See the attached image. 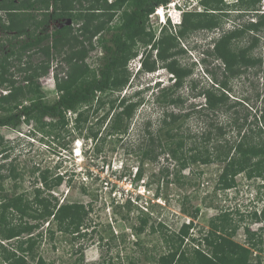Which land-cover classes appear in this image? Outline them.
I'll return each instance as SVG.
<instances>
[{
    "label": "trees",
    "instance_id": "obj_1",
    "mask_svg": "<svg viewBox=\"0 0 264 264\" xmlns=\"http://www.w3.org/2000/svg\"><path fill=\"white\" fill-rule=\"evenodd\" d=\"M168 1L0 0V89L6 91H0V126L16 127L22 121H32L36 125H62L61 127L68 128L67 112L71 111L74 114L72 126L79 131L87 129L86 137L95 139L98 138V132L91 129L88 131L87 127L89 109L95 106L94 110L97 111L106 103L110 110L115 108L114 104L118 101L115 108L117 110L112 112L107 122V135L125 134L134 111L140 104L132 99L136 92L131 95L125 92L121 98L114 99H110L108 94L116 91L120 94L128 85L130 76L127 63L137 55L136 47L141 43L145 45L142 50L143 70L154 71L157 62H161L174 78L172 84L160 88L156 95V101L165 109L159 126L150 135L152 144L158 142L161 153L169 154L178 161L179 171L187 168L190 162H223L218 178L221 189L234 187L235 178L240 172H244L248 178H261L264 185V110H261L254 121L257 130L253 129L251 132L256 136L251 132H244L240 138L230 142L222 139L225 134L223 125L208 121L200 132L201 138L193 139L189 145L186 143L188 139L184 136L183 125L190 113L168 109L179 102L180 97L175 93L191 73V69L182 66L176 57L182 50L177 48L178 40L197 30L222 28L223 17L229 14L226 7H231L234 11L251 8L258 17L256 20L223 30L215 39L210 53L221 61L224 78H215L216 88L206 89L202 93L205 106H201L196 112L199 117L205 116L207 120L211 113L226 112L232 107L227 95L229 80L241 76L248 68L264 61L252 53L258 40L256 34L264 26V12H259L257 7L261 0H236L232 4L224 3V0H201V10L194 8L184 11L178 27L173 28L170 23L163 25L156 36L154 31L147 28L149 14L156 6ZM240 13L242 12L238 14ZM57 17H65L70 21L62 22L61 26L54 25L49 30L50 20ZM115 18L117 22L112 25ZM248 34H252V42L240 48L235 47V41ZM5 43H8V48L3 51ZM98 46L102 54L98 57L97 65L92 68L86 59ZM54 61L57 65L53 78L58 97L47 102L39 79L50 73ZM108 110L102 116V123L108 116ZM45 118H50L49 123H44ZM246 118L247 116L244 122ZM244 122L234 125L238 134L244 128ZM72 126L68 128L69 131ZM5 148L0 135V149ZM150 150L152 147L143 150L142 155L148 157ZM2 169L3 165L0 164V189L1 181L6 176L1 173ZM7 176L13 179L19 176L13 165L8 168ZM142 176L143 167L140 165L132 180L140 181ZM63 177V174H56L55 179L51 180L47 169L40 173L41 183L48 191L60 184ZM52 197L51 193L43 196L39 188L35 189L32 202L22 193L0 197V258L3 262L28 264V257L34 259L37 256V264H46L37 255L38 236L42 233L36 236L32 234L40 223L21 221L14 224L7 214L10 210L18 212L20 218H51L57 223V229L69 231L74 236L80 235L89 208L73 201L58 204L57 199ZM127 202L130 203V200L125 205ZM197 211L198 209L192 212L184 209L192 219L181 224L178 231L168 232L165 225L158 223L160 236L167 250L157 257L152 256L154 264H263L260 252L263 249L264 211L259 215L256 212L251 215V221L262 223L258 231L251 230L248 225L244 227L248 245L234 240L239 223L230 211H222L212 217L207 231L193 237L190 228ZM146 223V219H139L137 231L141 232ZM48 231L53 234L51 228ZM24 233L29 236L24 238ZM13 239L17 240L13 246L4 245L5 241ZM78 251L80 257L72 264H80L83 260L82 249L79 248Z\"/></svg>",
    "mask_w": 264,
    "mask_h": 264
},
{
    "label": "rangeland",
    "instance_id": "obj_2",
    "mask_svg": "<svg viewBox=\"0 0 264 264\" xmlns=\"http://www.w3.org/2000/svg\"><path fill=\"white\" fill-rule=\"evenodd\" d=\"M232 1L236 0H224V3ZM257 7L259 12H264V0L258 2ZM226 8L229 14L223 17L222 28L197 30L178 40L177 48L182 50L176 57L182 66L191 69V73L175 93L180 97L179 102L168 109L190 113L183 125L184 136L188 139L186 143L189 145L193 139L201 138L200 132L208 121L223 125L225 134L222 139L232 142L244 132L257 130L255 118L264 110L263 61L260 65L248 68L241 76L229 80L227 95L232 107L228 111L211 113L207 120L205 116L199 117L196 112L201 106H205L202 93L206 89L216 88L215 78H224L221 61L210 53L212 44L209 46V38L217 37L223 30L231 29L237 24H245L258 18L255 10L251 8L238 12L231 7ZM239 12L242 13L238 14ZM158 21L156 15L151 14L148 18L147 28L154 31L156 36L161 27ZM115 22L117 18L113 20L112 25ZM48 29L52 30L51 24ZM251 36L252 34H248L235 41V47L240 48L251 43ZM256 37L258 40L252 53L264 59V26L257 32ZM144 46L138 43L137 54L141 53ZM3 48V51L7 50L8 43H5ZM101 54L102 50L98 46L87 57V63L94 68ZM137 64L136 58L128 61L130 78L121 93L116 91L108 94L110 99H114L121 98L125 92L127 95L136 92L132 99L140 104L134 111L125 134L107 135V122L112 112L117 110L115 108L118 101L114 104V110H108L106 103L97 111L94 110L95 106L89 109L87 127L88 131L91 129L98 132V138L95 139L86 137L87 129L79 131L72 126L74 114L71 112H67L68 128L72 126L70 131L67 127H61L62 125L42 126L32 121H22L16 127L0 126V135L6 147L5 150L0 149V164L3 165L1 173L6 175L1 181V198L3 195L22 193L32 202L35 189L39 188L43 196H49L51 193L58 204L73 201L83 203L89 208L80 235L76 236L69 231L57 229V223L51 218V221L35 220L27 216L20 218L16 211L10 210V213H7L14 224L21 221L40 223L32 234L36 236L42 233L38 236L37 255L41 256L46 264H72L80 257L79 248L83 254L80 264H154L152 256L157 257L167 250L160 236L158 223L165 225L168 232L178 231L181 224L192 219L184 209L190 212L198 209L190 228L193 237L205 233L211 218L222 211H230L239 223L233 238L244 245H248L245 225L256 231L262 225L261 222L251 221L253 212L259 215L264 211V185L261 178H248L244 172H240L235 178L234 187L221 189L218 186V178L223 162H190L187 168L179 171L178 161L172 159L169 154L161 153L158 142L152 144L150 135L159 126L162 111L165 109L156 101L160 89L152 84L156 72L161 71L158 68L163 65L157 62L154 71L143 70L135 75ZM56 65L54 61L50 73L39 79L47 102H52L58 97L53 80ZM62 67L65 68V65ZM167 74L165 73L170 79L167 81L166 77L164 78L165 86L174 81L169 71ZM0 91L6 92L3 88ZM107 110L108 116L102 123V116ZM49 120L50 118H45L44 123H49ZM243 122L244 128L238 134L234 125ZM252 135L256 136L255 133ZM150 147V158L144 157L142 151ZM77 152L79 154L76 155ZM11 165L19 173L16 179L7 176ZM140 165L143 167V176L140 181H133ZM46 169L49 170L51 180L55 179L56 174L64 175L62 182L53 186L50 191L46 190L40 180L41 171ZM127 200H130V203L125 205ZM141 218L146 219L147 223L144 229L138 232ZM49 228L53 231L52 235L48 231ZM27 236L29 235L23 234L24 238ZM262 237L263 249L260 253L264 264V234ZM15 243L17 240L13 239L5 241L4 245L11 247ZM36 259L37 256L34 259L28 257V264H37ZM0 264L7 263L0 258Z\"/></svg>",
    "mask_w": 264,
    "mask_h": 264
},
{
    "label": "clouds",
    "instance_id": "obj_3",
    "mask_svg": "<svg viewBox=\"0 0 264 264\" xmlns=\"http://www.w3.org/2000/svg\"><path fill=\"white\" fill-rule=\"evenodd\" d=\"M111 1L112 0H109V2H111ZM200 2H201V0H176V1L169 0L165 4H160V5L156 6L151 14L152 15H156L158 17V19H159L158 22H159V24L161 26L168 25V23H170L173 28H176V27H178L181 24V16H182V13L184 11H186L188 9H194V8L197 9V10H201L202 9V5H201ZM235 2L236 1L228 2V4H232V3H235ZM151 14H149V16ZM217 37H210L209 38V46H210V44H212L211 48L213 47L214 41H215V39H217ZM153 54H154V57H155L156 56V50L153 51ZM135 58L137 59V63H138L136 65V67H135V75H137L139 72L143 71V68H142V65H141L142 64V58H143V51H141L140 54H137L136 56L133 57V59H135ZM159 69L161 71L158 72V73L156 72L155 80L153 81V84H152V86H155L157 89H160V88H162L163 86L166 85L165 84L166 82H165V79H164L165 77H166L167 81L170 79L169 76L165 75V73L166 74L168 73V70H166L165 67L162 66V67H159L158 70ZM170 74H172V73H170ZM171 78H173V75H172ZM53 80H54V78H53ZM54 85H55V82H54ZM70 112L71 111H68L69 114L72 113V112L71 113ZM73 152H75V150ZM122 177H120V178H122Z\"/></svg>",
    "mask_w": 264,
    "mask_h": 264
},
{
    "label": "flooded vegetation",
    "instance_id": "obj_4",
    "mask_svg": "<svg viewBox=\"0 0 264 264\" xmlns=\"http://www.w3.org/2000/svg\"><path fill=\"white\" fill-rule=\"evenodd\" d=\"M50 11L52 10L51 8L49 9ZM68 18H65V17H57L55 20H50L51 21V25H52V29H53V26L54 25H57V26H61L62 25V22H65V21H70L69 19L67 20Z\"/></svg>",
    "mask_w": 264,
    "mask_h": 264
},
{
    "label": "bare ground",
    "instance_id": "obj_5",
    "mask_svg": "<svg viewBox=\"0 0 264 264\" xmlns=\"http://www.w3.org/2000/svg\"><path fill=\"white\" fill-rule=\"evenodd\" d=\"M76 154H79V152H77Z\"/></svg>",
    "mask_w": 264,
    "mask_h": 264
},
{
    "label": "built area",
    "instance_id": "obj_6",
    "mask_svg": "<svg viewBox=\"0 0 264 264\" xmlns=\"http://www.w3.org/2000/svg\"><path fill=\"white\" fill-rule=\"evenodd\" d=\"M174 1H176V0H174Z\"/></svg>",
    "mask_w": 264,
    "mask_h": 264
},
{
    "label": "water",
    "instance_id": "obj_7",
    "mask_svg": "<svg viewBox=\"0 0 264 264\" xmlns=\"http://www.w3.org/2000/svg\"><path fill=\"white\" fill-rule=\"evenodd\" d=\"M68 23H69V21H68Z\"/></svg>",
    "mask_w": 264,
    "mask_h": 264
}]
</instances>
